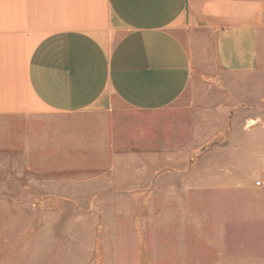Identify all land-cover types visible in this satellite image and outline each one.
<instances>
[{
  "label": "crops",
  "instance_id": "0c3cea01",
  "mask_svg": "<svg viewBox=\"0 0 264 264\" xmlns=\"http://www.w3.org/2000/svg\"><path fill=\"white\" fill-rule=\"evenodd\" d=\"M119 106L179 129L141 159ZM0 169L36 173L0 179V264H148L91 204L159 199L164 264H264V0H0Z\"/></svg>",
  "mask_w": 264,
  "mask_h": 264
},
{
  "label": "rangeland",
  "instance_id": "374dc122",
  "mask_svg": "<svg viewBox=\"0 0 264 264\" xmlns=\"http://www.w3.org/2000/svg\"><path fill=\"white\" fill-rule=\"evenodd\" d=\"M116 119L118 123L115 126V132L118 137L119 143L123 145L135 146L132 150L139 158H145L142 154H137L138 151L142 148L149 147V140L151 138L153 128H156L157 138L155 139L156 146L164 144V127L169 125L172 127L173 132H175L174 127L179 129L180 126V115L179 108L174 107L168 112H159L155 114L144 115L137 112H133L129 109H126L122 106H119V109L115 111ZM179 131V130H178ZM176 131V132H178ZM180 136H182L180 138ZM189 134L185 133V130L182 131V135L180 134H172V139L167 140L166 145H171L172 147L176 146L178 143H181V139L185 141ZM141 147V148H137ZM194 147V146H191ZM190 147V148H191ZM196 147L189 149L195 150ZM199 151H203L204 163H211V147L207 143L205 146L196 148ZM194 157L192 156V159ZM21 172H8L7 170L0 169V179L9 178H21V179H29L35 178L36 173L31 171H26L20 169ZM11 175L8 176V175ZM205 177H207L205 173ZM1 192L7 193V189L4 187H0ZM206 194V193H204ZM46 206L47 204H43ZM78 208L77 210L82 211L83 206H87V204H74ZM92 209L95 214H102L111 220L115 214H125L134 213L135 221L137 222V228L139 227L140 234L139 235H120V242L128 243L139 240L141 245L140 259L141 262H147L148 264H164V255L167 249L177 246L179 242V235L174 234L170 235L165 231V214L164 208L165 204L162 199L157 200L155 203V217L156 220L148 221L149 216L153 213L149 208H147V202H133V203H112V202H104V203H92ZM7 209V204L0 203V211H4ZM152 213V214H151ZM132 215V214H131ZM153 216V215H152ZM143 220H145V224H143ZM151 220V218H150ZM116 235L108 234L106 236L107 242L113 243L115 242ZM101 236L97 234L94 238L95 243L100 242ZM108 256L111 252L108 251Z\"/></svg>",
  "mask_w": 264,
  "mask_h": 264
},
{
  "label": "built area",
  "instance_id": "2783aa9c",
  "mask_svg": "<svg viewBox=\"0 0 264 264\" xmlns=\"http://www.w3.org/2000/svg\"><path fill=\"white\" fill-rule=\"evenodd\" d=\"M256 186H264V178L255 181Z\"/></svg>",
  "mask_w": 264,
  "mask_h": 264
}]
</instances>
